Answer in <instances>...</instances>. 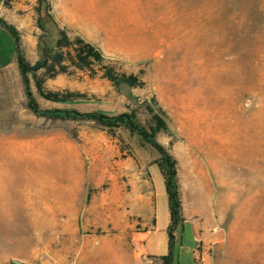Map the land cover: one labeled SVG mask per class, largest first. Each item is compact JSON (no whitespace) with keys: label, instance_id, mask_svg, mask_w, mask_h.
<instances>
[{"label":"rangeland","instance_id":"obj_1","mask_svg":"<svg viewBox=\"0 0 264 264\" xmlns=\"http://www.w3.org/2000/svg\"><path fill=\"white\" fill-rule=\"evenodd\" d=\"M34 1L27 33H20L32 64L58 39ZM101 7L95 26L68 29L54 18L146 86L118 91L99 66L93 73L68 63L66 73L37 75L44 91L75 96L48 100L31 75L39 106L135 112L147 128L150 109L161 107L170 131L156 138L178 161L184 217L222 219L211 231L224 237L219 249L231 253L232 264H264V0H99ZM12 41L0 38L3 62L15 53ZM159 157L125 127L34 114L21 76L0 71V264H123L128 256L154 264L144 252L152 224L145 242L151 254L171 252L193 264L191 221L170 245ZM153 189L144 212L139 198Z\"/></svg>","mask_w":264,"mask_h":264},{"label":"trees","instance_id":"obj_2","mask_svg":"<svg viewBox=\"0 0 264 264\" xmlns=\"http://www.w3.org/2000/svg\"><path fill=\"white\" fill-rule=\"evenodd\" d=\"M39 4L40 6L37 7L38 14L40 15L42 11L41 6H43L47 18L57 27L58 39L53 45H47L44 47L41 58L35 64L30 63L24 54L20 32L16 27L0 18V24L12 35L16 45L18 65L24 85L28 108L34 114L44 117L91 120L104 128L111 129L125 127L132 133L140 136L147 144L156 149L160 154V157L154 163L159 165L164 176L170 203V245L171 247H174L175 230L179 224L185 221V217L183 215L178 161L170 150L160 144L156 138L158 132L170 131L168 122L164 119L166 114L165 111L161 107H159L158 111L150 109L153 124L150 128H147L137 119L135 112H126L110 116L100 112L82 113L76 110H64L58 108L42 109L39 106L31 87V75H34L36 78V83L42 96L48 100L63 101L75 96L74 94L64 96L57 92L44 91L42 81L37 75L42 69L46 70L47 74L55 76L56 74L66 73L68 63L79 70H88L93 73L96 72L95 66H99L100 71L102 72V77L110 81L118 91L124 86L128 88H144L146 86V81L143 76L118 72L114 66L106 63L107 59L99 48L82 37L72 39L66 29H61L58 26L52 14L50 1L39 0ZM172 256L171 252L164 256L162 258L164 263L171 264Z\"/></svg>","mask_w":264,"mask_h":264},{"label":"crops","instance_id":"obj_3","mask_svg":"<svg viewBox=\"0 0 264 264\" xmlns=\"http://www.w3.org/2000/svg\"><path fill=\"white\" fill-rule=\"evenodd\" d=\"M34 2V0H32V3L30 0H0V18L5 20L10 25L16 27V29L20 33H27L25 27H28L27 22L31 21L33 17L34 13L32 12V8L35 5ZM53 13L60 25L68 29H76L84 27L85 25L95 26L98 23V19L104 17L103 7L99 9V0H92L90 3L86 0H55L53 4ZM5 34H9L11 36L13 40L12 42L14 44L15 53L12 55L11 60L7 63L3 62L4 60L0 56V71H11L16 75L21 76L14 39L12 35L0 24V38L5 36ZM181 189L183 188L181 187ZM190 189L201 188L191 186ZM148 195H153L154 197V189L152 192L145 191L144 194L141 195L139 198L142 202V209L144 212L147 203L152 200V197H149ZM204 208H206L205 205ZM200 219L185 218V221L178 225L174 233V247L176 246L177 242L176 231L181 225L187 224L191 221L192 232L194 234V241L197 243V248L194 253L193 264H232L233 262L231 260V253L219 249L222 242L224 241V237L221 233H219V231H211L214 226H219L221 224L219 222H222V219H213L212 217H206L205 219H201V221H199ZM155 230V225L152 224L149 230L145 233L144 252L146 256L150 257L154 264H165L162 258L166 255L151 254V252L147 249L145 245V242ZM211 247H215L213 253H210L209 251ZM100 255L103 256L102 252ZM128 259L129 260L126 259L123 264H133L136 262L135 259L130 260L131 256H128ZM181 260V256H176L174 254L171 259V264H180ZM22 262L25 263L24 260H22ZM114 264L121 263L119 261L117 263L114 262Z\"/></svg>","mask_w":264,"mask_h":264},{"label":"water","instance_id":"obj_4","mask_svg":"<svg viewBox=\"0 0 264 264\" xmlns=\"http://www.w3.org/2000/svg\"><path fill=\"white\" fill-rule=\"evenodd\" d=\"M12 264H25V263H23L22 261H19V260H13Z\"/></svg>","mask_w":264,"mask_h":264},{"label":"bare ground","instance_id":"obj_5","mask_svg":"<svg viewBox=\"0 0 264 264\" xmlns=\"http://www.w3.org/2000/svg\"><path fill=\"white\" fill-rule=\"evenodd\" d=\"M149 200V199H148ZM150 201V200H149ZM148 203H150V202H148ZM147 206V205H146Z\"/></svg>","mask_w":264,"mask_h":264}]
</instances>
